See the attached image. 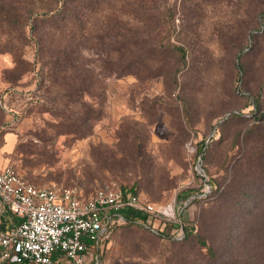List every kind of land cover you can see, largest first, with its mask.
Wrapping results in <instances>:
<instances>
[{
  "label": "rangeland",
  "instance_id": "1",
  "mask_svg": "<svg viewBox=\"0 0 264 264\" xmlns=\"http://www.w3.org/2000/svg\"><path fill=\"white\" fill-rule=\"evenodd\" d=\"M198 1L172 7L169 42L186 55L175 83L182 64L167 50L157 53L153 68L99 82L98 56L88 44L85 58L96 76L90 116L74 132L58 118L55 95L38 89L40 64L29 32L38 15L26 14V0H0L6 12L19 11L5 34L0 28V137L12 135L3 157L19 175L35 187H71L84 196L133 187L150 203L184 206V244L172 241L179 240L171 234L175 225L164 240L136 225L118 228L102 259L163 264L177 253H197L199 236L216 251L215 264H246L243 220L264 214V24L251 26L249 0ZM241 54L245 73L235 69ZM256 95L258 111L248 105Z\"/></svg>",
  "mask_w": 264,
  "mask_h": 264
},
{
  "label": "trees",
  "instance_id": "2",
  "mask_svg": "<svg viewBox=\"0 0 264 264\" xmlns=\"http://www.w3.org/2000/svg\"><path fill=\"white\" fill-rule=\"evenodd\" d=\"M44 1L26 0L24 5L28 16L38 15L32 18L33 24L29 28L31 35L35 36L40 64L38 89L45 88L55 95L51 103L57 107L55 111L59 113L58 118L62 119L63 123L68 122V126L73 127L74 132L84 127L86 118L89 119L88 116H90L88 100L93 97L91 84L96 78L94 69L87 64L85 58V54L90 51V45L95 46L98 56L97 77L99 82L103 83L109 78L136 74L138 68H142L140 71L142 72L145 66L147 69L153 68L157 62V53L167 50L178 55L179 62L182 64L181 68L174 69L173 82L175 83V74L182 69L186 62V55L182 48L169 42L174 33L172 23L170 24L175 17L173 8L178 3L181 6L185 3L200 4L198 0H112V4L108 0ZM249 2L253 5L250 15L254 18V22L251 21V26L259 25L260 21L264 24V0H249ZM36 8L44 9L41 15L34 13ZM17 16H19L17 9L10 8L6 12L0 8L1 33L5 34V26L9 27L10 24L17 23ZM247 31L249 29L247 30L246 27L244 38ZM22 33L25 34V31ZM256 36L258 35L254 37ZM88 44H90L89 47ZM242 47L243 45L234 47V53L241 51ZM237 56L238 66L235 69L245 73L244 56L242 54ZM237 78L242 82L239 76ZM240 92L236 90V93ZM248 105L254 106L257 111L260 110L262 107L260 96H253ZM3 136L0 137L1 140ZM204 146L202 144L199 148L202 157ZM122 190L125 193L139 195L133 187L122 188ZM243 221L247 227L243 228L240 245L249 247L245 251L244 261L246 264H251V262L252 264H264V214L260 215L255 212ZM200 223L202 227L204 225L202 217ZM135 225L138 228H144L126 219L123 224L114 229L113 233L118 228ZM172 226L173 224L167 223L156 236L162 240L170 239L169 231ZM185 233H187L186 229ZM187 235L188 233L182 239L172 241L184 244ZM196 245L197 253L190 252L185 256L177 253L171 256V259H165L163 264L216 263L214 259H217V253L204 238L198 236Z\"/></svg>",
  "mask_w": 264,
  "mask_h": 264
},
{
  "label": "built area",
  "instance_id": "3",
  "mask_svg": "<svg viewBox=\"0 0 264 264\" xmlns=\"http://www.w3.org/2000/svg\"><path fill=\"white\" fill-rule=\"evenodd\" d=\"M183 209L114 187L89 196L71 187H35L8 163L0 167V264H98V250L126 219L155 234L173 224L180 240Z\"/></svg>",
  "mask_w": 264,
  "mask_h": 264
},
{
  "label": "crops",
  "instance_id": "4",
  "mask_svg": "<svg viewBox=\"0 0 264 264\" xmlns=\"http://www.w3.org/2000/svg\"><path fill=\"white\" fill-rule=\"evenodd\" d=\"M13 137L11 134H5L3 136V143L0 145V167L8 164L9 162L3 157L4 154L11 151ZM102 249L98 250V264H139L136 260H115V257L102 259Z\"/></svg>",
  "mask_w": 264,
  "mask_h": 264
}]
</instances>
